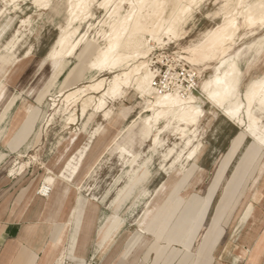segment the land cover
I'll return each mask as SVG.
<instances>
[{"label": "bare ground", "instance_id": "obj_1", "mask_svg": "<svg viewBox=\"0 0 264 264\" xmlns=\"http://www.w3.org/2000/svg\"><path fill=\"white\" fill-rule=\"evenodd\" d=\"M0 1L6 7L5 11L0 10L1 16V14L5 15L8 6L13 7L12 11H17L21 9L22 4L31 1L33 5L47 11L59 0ZM203 2L204 0H66V23L57 28L59 35L47 52L44 63L60 61V64H65V61L71 60L83 46L87 47V50L91 48V43L86 38L92 34L90 29L96 26L90 23L92 20H97L94 12L96 5L99 10L105 11V19L101 22H99L101 19L97 21L100 28L98 27L94 34L100 39L101 45L91 55L88 68L97 71L99 75L111 71L113 77H95L81 86L62 91L58 96L61 98L59 100L61 107L58 109L59 104H56V99L52 105L53 109L55 113H62L65 125L68 126L76 123L75 113L78 103L81 104L82 117L102 114L104 120H108L112 117V110L108 109L109 100L121 98L130 90L143 99L145 106L142 113L127 129L123 130L122 133L126 134L124 143H118L116 149L120 159L131 168H138L131 183L145 182L148 173L145 171L142 176H138V171L147 168V165L152 162L151 158L143 160L141 155L129 148L131 140L128 141V134L131 128L138 122L144 124V131L151 134L149 151L159 153L160 150H165L159 154L155 166L167 175H171L178 167L185 168L184 159L190 161L201 151L202 143H194L193 137H197L198 129L205 120L204 105L207 103L249 136L254 145L264 148V71L261 77L251 79L243 88L245 74L241 69V63L248 56L256 61L264 55V34L255 36L264 29V0H221L222 5L212 15L214 20L219 21L196 44L183 49L184 59L197 71L200 79L197 83V94L194 91H185L183 94L178 90L174 93L161 92L152 85L155 77L150 58L154 49L152 43L160 46L163 39L171 43L189 39L186 29L195 11L200 9ZM31 19L32 17L20 20L15 34L3 45V51H8L9 54L15 51L21 30L30 23ZM85 25L89 26L86 31H84ZM242 28L249 30L254 38L249 43L239 45L242 41L240 33ZM213 63L215 64L212 65ZM247 63L253 64V62ZM206 69L210 70V75L202 77L201 72ZM5 74L7 72L3 71L1 76ZM5 90L7 89H4L2 94L6 92ZM18 98L17 96L7 102L5 105L7 111L11 112L15 108ZM9 112L3 113L9 114ZM22 113L23 108L20 107L15 119H18ZM143 113L149 115L143 117ZM101 130L102 126H98L89 131L88 143L70 155L61 168L62 178L70 183V193L79 189L76 185L77 174L84 164L89 145L101 133ZM167 131L178 135L180 142L167 146L168 139H161V135ZM14 161L15 158L10 157L5 163L11 164ZM26 166L27 164L22 163L18 169H11L10 174L20 173ZM88 191L75 199L76 203H80L77 226L84 224L81 222L84 213L87 212L88 197H90L87 194ZM53 192L54 185H45L38 193L47 200ZM70 216H72L70 220L72 223L73 214ZM125 224V220L117 213L104 218L99 228V243H105L115 236L121 237ZM142 232L140 228L129 243L133 244L143 239ZM62 235L63 226L61 225L51 238L49 245L61 240ZM128 239L126 236L124 241ZM201 257L200 250L199 264H201Z\"/></svg>", "mask_w": 264, "mask_h": 264}, {"label": "rangeland", "instance_id": "obj_2", "mask_svg": "<svg viewBox=\"0 0 264 264\" xmlns=\"http://www.w3.org/2000/svg\"><path fill=\"white\" fill-rule=\"evenodd\" d=\"M217 2L218 0H204L200 9L195 11L186 29L187 35L190 37L189 39L180 40L177 43H171L167 39H163V43L160 46L152 43L154 49L150 58L153 69H155L154 67L160 68L164 65L169 66L173 60L181 58V60L185 61L184 64L187 70H192L196 75L197 83H199L200 79L197 71L187 64L182 52L185 47L194 45L201 40L203 35L219 21L212 18L214 12L222 5L221 0H219L218 4ZM0 3V10L5 11L6 7L1 1ZM20 7L19 11H12L13 7L8 6L5 15L1 14L0 16V68L5 66L4 69L8 71V74L3 75V77L5 76L4 79L0 81L2 86L6 85L8 87L3 94L4 89L0 91V96L2 97L0 99V114L11 98L19 97L17 105L10 112L7 120L3 123L0 122V129L7 131L6 136L3 138L2 146H5V144L9 145L13 141L12 144L21 148L19 154H16L14 163H3L2 169L10 171L11 169H15V166L18 169L22 163L27 164L22 172L17 173L25 179L36 174L40 168L43 169L44 173H50L48 160L45 159L48 153H52L55 150L62 151L70 146V154H67L69 157L88 143L90 132L93 129L102 126L101 133L89 145L83 167L77 177L78 183L76 185L80 190L75 191L73 200L77 199L80 194L85 195L86 191L90 189L87 193L90 195L86 209L88 213L86 212L87 215L86 213L84 214L89 223V228L93 226V237L99 231L104 218L117 213L126 222L123 229L124 233L121 237H117V239L120 238L124 242L117 255L123 252L124 255L125 253L127 254V257H134L136 262L138 258H145V261L151 259L155 263V250H160L164 253L165 250L168 251L170 249L153 247L156 244L158 246L153 234L144 233L143 239L133 248L129 244L130 239L137 234L140 228L148 229L151 220L153 221L158 218L159 223L155 227V230L157 233L165 235L163 230L165 228L168 230L173 226H166L165 223L173 209L175 199L181 197L187 201L193 194L205 196L217 162L226 153L225 151L230 141L240 130L233 123L229 126L228 121L222 116L221 112H218L210 104L204 105L206 117L198 129L197 137H193V142L196 144L202 142L203 147L212 150L208 154L203 153L201 159L212 161L213 168L205 170L207 172H203V168H199L200 165H197L199 167L195 165L194 158L190 161H185L184 159V173L175 176L172 180H169L163 170H159V167L155 166L157 164L156 161L159 159V154L165 152V150L153 153L148 149V146L151 144L150 140L142 143L141 139L135 136L132 148L133 152L141 155L143 160L151 158L152 162L147 165V168L138 171V176H142L145 171L148 173L146 181L131 183L138 168H131L120 159L119 155L116 154V149L117 144H122L125 140L126 134H121V131L127 129L142 113L145 105L143 99L130 90L121 98L119 97L113 101L109 100L108 109L112 110V117L108 120H104L102 114L92 115V112H90L91 115L85 118L82 117L80 112L81 104L78 103L75 113L77 118L76 123L68 126L65 125V118H63L62 113H55L52 106L57 99L56 104H59L58 109L61 107V102L59 101L61 98L58 96L62 91L70 90L78 85L81 86L92 81L95 77H113V72L111 71L99 75L97 71L88 68L91 55L101 45L100 39L94 33L100 28L99 22L105 19V11L99 10L96 5L94 7L97 20H92L90 23L96 26L90 29V33L92 34L86 38L91 43V48L87 50V47L83 46L71 60L68 59L65 61V64H60V61L44 63V60L46 59L45 55H47L48 50L59 35L57 28L66 23V0H59L47 11L33 5L31 1H27L26 4H22ZM29 17H32V19L30 23H27L22 28L15 51L11 54L7 53L8 51H3V45L15 34L20 20ZM88 27V25H85L84 31ZM240 33L242 41L239 42V45L249 43L254 38L246 28H242ZM183 34L185 35V32ZM258 34L255 36L263 35L264 29H261ZM247 62H253V64L249 65ZM241 69L245 74L243 79L244 88L251 79L262 76L264 71V55L256 61H253L251 56H248L241 63ZM201 75L202 77H208L210 70H203ZM13 77H15L14 80ZM195 91L194 93L197 94L198 89L196 88ZM24 100L26 103H23ZM20 107L23 108L22 118L26 122L23 123L22 121L16 128L12 129L13 118ZM32 109H36L38 114ZM212 114L218 115L216 118H213ZM147 115L149 114L143 113V117ZM134 128L137 129V133L138 131L143 133L145 126L142 122H138ZM23 129L28 130L25 135H20L16 138L12 136L15 132L17 134L21 133ZM30 130H33L31 134L29 133ZM28 134L30 135L28 136ZM132 137L133 130L129 132L128 140L132 139ZM178 137V135L173 134L171 131H167L161 135V139H168L167 146H173L175 142H180ZM249 142L250 140H247L246 144ZM15 147L13 146V149ZM184 174L188 175V178L184 179ZM154 175H156L155 179L150 181ZM49 179L51 180L48 185H53L54 180L51 177ZM25 183H28V180ZM39 190L37 188L34 191L26 190L23 195L32 194L34 198L38 199L37 193ZM219 195L220 189L215 196L212 208L203 227L210 221L218 203ZM73 208L71 229H74L78 224V216L76 214L79 212L80 203L75 202V205L72 206ZM99 209H101V215H103L101 218L99 217ZM180 214L181 210L178 211L175 219L179 218ZM228 219L230 220L226 229L228 232L242 224L239 220L235 222V217ZM204 229L202 228L201 232ZM66 235L67 233L64 231L62 235L63 239L66 238ZM126 236L129 239L124 241ZM36 237L33 240V244L35 245L40 244L41 234L38 233ZM143 240L149 241L150 244L152 243V247H140ZM125 245L128 247H124ZM28 257L26 254L18 255L15 264H25ZM158 264H164L163 259Z\"/></svg>", "mask_w": 264, "mask_h": 264}, {"label": "crops", "instance_id": "obj_3", "mask_svg": "<svg viewBox=\"0 0 264 264\" xmlns=\"http://www.w3.org/2000/svg\"><path fill=\"white\" fill-rule=\"evenodd\" d=\"M4 67L0 68V73L2 74L4 71L8 74ZM1 74L0 81L5 77ZM14 79L15 77H13ZM1 86L0 83V91L8 88L6 85L2 88ZM23 103L26 101L24 100ZM3 110L0 114L1 123L5 122L10 114L5 107ZM32 110L37 113L36 109ZM3 112H9V114ZM4 115L5 118H3ZM217 115L212 114L213 118H216ZM15 116L12 129L16 128L22 121L23 123L26 122L22 118L23 114L18 119H15ZM224 118L228 121L229 126L233 123L226 117ZM233 125L236 126L234 123ZM238 129L240 132L232 138L226 153L214 168L205 196L193 194L186 202L181 197L175 199L173 209L165 223L166 226H173L168 230L167 228L163 230L165 235L159 234L155 230L159 218L151 220L148 229L141 228L143 234L148 233L155 236L158 246L154 242L156 245L153 247L170 249L165 250L164 253L155 250V263L151 259L145 261V258H138L136 262L134 257H127V254L124 255L123 252L117 255L124 244L120 238L117 239V236L100 244L98 240L99 231L93 237V226L89 228L85 215L81 222L84 224L71 229L70 220L72 216L70 215L73 214L74 208L72 209V206L76 202L75 199L73 200L75 192H69L68 184L70 183L62 178L61 169L68 159L67 154H70V146L62 151L55 150L48 153V156L45 157L48 160L50 173H44L43 169L40 168L36 174L25 179L17 172L12 175L10 171L2 169V164L10 157L15 158L21 148L12 144L13 141L9 145L2 146L7 131L0 129V264H15L16 257L21 254L29 256L25 264H158L162 259L164 264H199L200 250L202 252L201 264H264V148L254 145L250 137L245 135L240 128ZM131 130H133V137L130 139L131 141L128 140L131 150L135 136L139 137L142 143L151 139V134L147 131H143V133L138 131L137 133L136 128H131ZM27 131L23 129L21 133L15 132L12 136L16 138L25 135ZM32 131L30 130L29 133L31 134ZM122 132L123 130L121 134ZM247 140H250L248 144H246ZM13 146H16L15 149ZM211 151V149L202 147L201 151L194 157L195 165H200L197 167L203 168V172L213 168L212 161L201 159L203 153L208 154ZM15 169H17L16 166ZM184 170L185 168L178 167L173 174L167 175L165 172L164 174L169 180H172L175 176L183 174ZM50 177L54 180V192L50 199L46 200L39 193H37L38 199L34 198L32 194L23 195L26 190L34 191L35 188L39 190L41 186L48 185L51 180ZM183 178H188V175L184 174ZM26 180L28 183H25ZM77 183L78 178L76 179ZM219 189V200L213 215L208 224L203 227ZM179 210H181V214L178 216L179 218L175 219ZM99 212L101 215V209ZM76 216H79V212ZM232 217H235V222L239 220L242 224L228 232L226 231L230 222L228 218ZM60 224L63 226V232L66 231L67 233L66 238L63 239L62 237L63 240L49 245L51 238L61 227ZM202 228H205L203 232H201ZM38 233L41 234L40 244L35 245L33 240L37 238ZM138 243L139 241L129 244L133 248ZM124 247L128 246L125 245ZM140 247L150 248L152 243L143 240ZM65 250L66 252H64ZM164 254H166L165 257H163Z\"/></svg>", "mask_w": 264, "mask_h": 264}, {"label": "built area", "instance_id": "obj_4", "mask_svg": "<svg viewBox=\"0 0 264 264\" xmlns=\"http://www.w3.org/2000/svg\"><path fill=\"white\" fill-rule=\"evenodd\" d=\"M155 77L152 85L161 92L174 93L177 90L195 91L197 88L196 75L192 70H187L184 61L175 59L169 66L154 67Z\"/></svg>", "mask_w": 264, "mask_h": 264}]
</instances>
